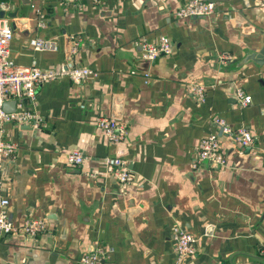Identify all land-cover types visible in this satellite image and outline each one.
Segmentation results:
<instances>
[{
  "label": "crops",
  "instance_id": "obj_1",
  "mask_svg": "<svg viewBox=\"0 0 264 264\" xmlns=\"http://www.w3.org/2000/svg\"><path fill=\"white\" fill-rule=\"evenodd\" d=\"M187 1L0 0L16 63L95 72L82 84L65 77L40 88L29 105L45 118L40 128L5 125L18 146L0 170L10 213L18 225L46 219L47 230L0 236V264H79L97 247L108 251L106 264H177L181 230L199 238L198 254L183 264H264V65L249 59L264 45V7L210 0L214 14L178 18ZM163 35L172 53L149 62L135 41ZM35 38L51 47L36 50ZM195 83L207 86L202 99L191 92ZM239 87L252 96L247 106ZM215 114L248 128L255 142L222 134ZM99 117L120 121L125 137L109 140ZM213 132L227 164L195 168L196 149ZM73 150L85 155L82 165L69 164ZM116 156L134 173L127 186L108 172Z\"/></svg>",
  "mask_w": 264,
  "mask_h": 264
},
{
  "label": "built area",
  "instance_id": "obj_2",
  "mask_svg": "<svg viewBox=\"0 0 264 264\" xmlns=\"http://www.w3.org/2000/svg\"><path fill=\"white\" fill-rule=\"evenodd\" d=\"M264 7V0H260ZM218 5L210 0H188L181 6L176 15L178 18L209 16L217 12ZM38 25H47L46 15L40 8L36 9ZM14 29L7 20L0 22V170L7 159L13 158L18 148L17 144L7 140L5 136V125L30 124L34 128H40L45 121L37 111L31 109V105L37 98L40 88L47 82L69 77L76 84H82L95 72L87 66H73L68 69L45 70L37 65H21L11 57L10 45L13 39ZM81 38H74L72 53H76ZM36 50H44L51 47V43L43 38H35L31 41ZM135 46L142 51V56L155 61L160 56L170 54L173 45L170 37L163 35L158 41H151L146 36L135 41ZM207 86L195 83L191 86V92L199 99L205 96ZM237 98L242 106H247L252 101V96L246 94L243 88H237ZM10 102L16 103L15 109L9 110L6 105ZM213 122L221 129V133L233 137L243 146H250L255 142L251 131L246 127L234 129L225 118L219 114L213 116ZM97 125L103 129L112 142H119L125 136V126L114 118L99 117ZM197 168L202 162L208 161L212 165L225 166L227 158L222 147L220 134L213 132L205 136L196 149ZM85 155L80 150H73L68 154V162L72 166H80L85 161ZM108 172L112 174L122 186H127L134 181V173L128 161L116 156L110 158ZM0 180V236H8L16 232L37 237L47 230L46 219H28L22 225L15 223L10 213V199L5 196ZM176 263L183 264L189 257L197 255L199 251V238L192 232L181 230L174 236ZM108 251L102 247L83 254L79 264H106Z\"/></svg>",
  "mask_w": 264,
  "mask_h": 264
},
{
  "label": "water",
  "instance_id": "obj_3",
  "mask_svg": "<svg viewBox=\"0 0 264 264\" xmlns=\"http://www.w3.org/2000/svg\"><path fill=\"white\" fill-rule=\"evenodd\" d=\"M22 1H23L24 4H28V3H30L31 0H22ZM16 14H17V12L14 13V14H10V16L15 17ZM2 15L4 16L5 13L3 12ZM17 23L20 24L19 21H17ZM249 59L254 60V61H255L257 64H259V65H264V45L261 47V49H260L259 51H257V52H255V53L251 54V56L249 57ZM147 60H148L149 62L151 61V60H149V59H147ZM7 105H8V104H7ZM7 105H6V106H7ZM15 105H16V103H14V108H12V109H15ZM26 125H29V127H33V126L30 125V124H26ZM204 162H208V161H204ZM213 166H214V167H218V166L215 165V164H214Z\"/></svg>",
  "mask_w": 264,
  "mask_h": 264
}]
</instances>
